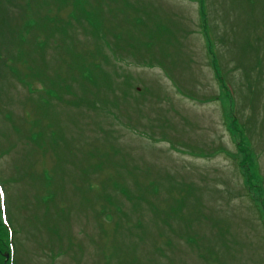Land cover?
Masks as SVG:
<instances>
[{"label": "rangeland", "instance_id": "rangeland-1", "mask_svg": "<svg viewBox=\"0 0 264 264\" xmlns=\"http://www.w3.org/2000/svg\"><path fill=\"white\" fill-rule=\"evenodd\" d=\"M0 218V264H264V0H0Z\"/></svg>", "mask_w": 264, "mask_h": 264}, {"label": "trees", "instance_id": "trees-1", "mask_svg": "<svg viewBox=\"0 0 264 264\" xmlns=\"http://www.w3.org/2000/svg\"><path fill=\"white\" fill-rule=\"evenodd\" d=\"M5 225H6V223H4L2 220H1V218H0V254H2V256H3V253L4 252H6V251H8L9 252V247H8V245H6V243L3 241L4 240V238H3V231H4V229H5ZM5 259V257L3 258V260ZM9 262H10V259H8V261H7V263L6 264H9Z\"/></svg>", "mask_w": 264, "mask_h": 264}, {"label": "water", "instance_id": "water-1", "mask_svg": "<svg viewBox=\"0 0 264 264\" xmlns=\"http://www.w3.org/2000/svg\"><path fill=\"white\" fill-rule=\"evenodd\" d=\"M8 259H9V254H6V263Z\"/></svg>", "mask_w": 264, "mask_h": 264}]
</instances>
